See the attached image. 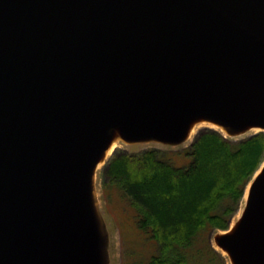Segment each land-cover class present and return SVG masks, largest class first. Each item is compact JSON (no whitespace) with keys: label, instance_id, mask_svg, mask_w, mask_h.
I'll return each instance as SVG.
<instances>
[{"label":"water","instance_id":"water-1","mask_svg":"<svg viewBox=\"0 0 264 264\" xmlns=\"http://www.w3.org/2000/svg\"><path fill=\"white\" fill-rule=\"evenodd\" d=\"M197 114L264 127V0H0V264H103L109 128L177 143ZM219 242L264 264V168Z\"/></svg>","mask_w":264,"mask_h":264},{"label":"trees","instance_id":"trees-1","mask_svg":"<svg viewBox=\"0 0 264 264\" xmlns=\"http://www.w3.org/2000/svg\"><path fill=\"white\" fill-rule=\"evenodd\" d=\"M263 161L264 131L232 138L210 127L182 149L115 151L103 186L117 188L151 246L136 264H205L207 254L223 260L210 235L229 227Z\"/></svg>","mask_w":264,"mask_h":264},{"label":"rangeland","instance_id":"rangeland-1","mask_svg":"<svg viewBox=\"0 0 264 264\" xmlns=\"http://www.w3.org/2000/svg\"><path fill=\"white\" fill-rule=\"evenodd\" d=\"M204 127L208 126L199 125L192 137L177 143H164L160 140L149 137H141L137 139L135 143H132L128 139L119 137L116 140V146L113 153L118 150L137 152L152 147L168 150L182 149L188 146L196 133ZM252 132L255 131L243 130L235 134L227 132L221 133L228 137L240 138ZM112 154L106 162L94 172L92 186V203L96 213L98 212L97 214L100 215L104 231L105 256L102 262L103 264H136L139 259L148 258L151 246L150 244L148 245L147 243H144L140 238L141 236L138 234V231L134 228L135 226L132 222L133 210L126 204L117 188L113 186H106L104 188L103 186L104 169ZM242 206L243 200L232 219H234L236 215H239ZM213 248L215 247L213 246ZM216 251L218 250L216 249ZM221 255L224 258L223 260L218 256L214 257L212 254H207L208 257H205V264H227L226 257L222 253ZM211 256L214 258L210 259Z\"/></svg>","mask_w":264,"mask_h":264},{"label":"bare ground","instance_id":"bare-ground-1","mask_svg":"<svg viewBox=\"0 0 264 264\" xmlns=\"http://www.w3.org/2000/svg\"><path fill=\"white\" fill-rule=\"evenodd\" d=\"M199 125L208 126V127L217 129L221 132H227V127L223 125L220 121L212 119L211 117L205 114H197V115H192L188 118L187 125H186L185 132H184V137L186 139L192 137ZM244 127H247L248 131H263L264 130V127L262 125L245 124ZM122 134L123 133L120 127L117 125H113L109 128L106 139L100 151L98 152V154L96 155V157L94 158L92 162V165H91L92 171L93 170L95 171L96 169L100 168L106 162V160L109 158L111 153L114 151L117 138L121 137ZM263 168H264V161L259 167V169L255 172L253 178L247 185V188L245 190V194L243 197V206L241 207L239 215H236L235 218L231 220V223L227 229L219 230L217 232L216 237L212 239L213 246L226 257L227 264H237V262L234 259L233 254L230 251V249L219 242V238L230 237L235 233L236 224L240 223L242 214L244 212V207L246 206V203H247V198H248L251 182L262 171Z\"/></svg>","mask_w":264,"mask_h":264}]
</instances>
